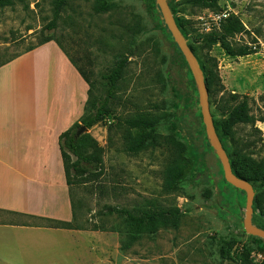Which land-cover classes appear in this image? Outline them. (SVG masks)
Returning <instances> with one entry per match:
<instances>
[{
    "label": "rangeland",
    "instance_id": "374dc122",
    "mask_svg": "<svg viewBox=\"0 0 264 264\" xmlns=\"http://www.w3.org/2000/svg\"><path fill=\"white\" fill-rule=\"evenodd\" d=\"M170 4L204 66L220 138L234 170L254 186L253 222L264 229V173L254 174L264 159V121L258 129L233 123L215 106L228 93L245 94L252 112L264 115V0ZM224 14L237 15L246 28L232 43L255 52L227 53L220 40ZM166 27L155 0H64L59 15L55 0H12L0 8V64L52 36L91 80L92 97L102 99V74L128 59L105 119L85 132L102 148L103 161L71 177L76 223L84 229L79 245L64 241L72 257L62 264H264V239L244 228L246 192L225 179L194 76ZM175 164L185 174L168 190ZM118 209L166 214L137 230Z\"/></svg>",
    "mask_w": 264,
    "mask_h": 264
},
{
    "label": "crops",
    "instance_id": "0c3cea01",
    "mask_svg": "<svg viewBox=\"0 0 264 264\" xmlns=\"http://www.w3.org/2000/svg\"><path fill=\"white\" fill-rule=\"evenodd\" d=\"M89 88L55 39L0 65V264H62L64 241L79 245L80 229L48 219L73 220L60 135L80 122Z\"/></svg>",
    "mask_w": 264,
    "mask_h": 264
},
{
    "label": "trees",
    "instance_id": "16d2710c",
    "mask_svg": "<svg viewBox=\"0 0 264 264\" xmlns=\"http://www.w3.org/2000/svg\"><path fill=\"white\" fill-rule=\"evenodd\" d=\"M199 2L204 3L207 6H211V7L218 5V0H199ZM11 3L12 0H0V8L7 6ZM63 3L64 0H55L57 15H59ZM220 26H221V31H220L221 44L228 54L233 56H245L255 52L253 47L249 45H234L232 43V40L230 39L246 31L244 23L237 15L229 14L227 17L223 18ZM49 27L53 28L54 22H52ZM53 39L54 38L52 36H47L42 41H40L36 46ZM34 47L30 49H33ZM210 60L211 62H213V66H215L216 63H214V59L211 58ZM127 61L128 59L125 57L120 58L111 69H109L107 72L102 74V79L104 80L106 85V94L102 99H95L92 97L91 80H89V78L85 74V71L81 67H79L81 73L83 74V76L85 77V79L87 80L90 86L89 98L85 106V113L82 116L80 122L75 123L72 127L64 131L60 135V147L63 154L65 172L70 189L72 185L71 177L83 176L86 172H88L86 166H89L93 163L101 164L103 161L102 148L98 145L96 140L89 133H83L80 136H77V131L82 125L86 126L87 128H92L95 124L105 119V116L108 111L109 102L115 96L118 87V81L122 77L123 69L127 64ZM201 66L204 71V66L203 65ZM209 96H210V92H209ZM215 106L220 114L229 117L233 123L250 124L255 127L256 122L258 120L264 121V115L258 117L252 112L251 98L250 96L245 94L241 95L238 93H228L227 95L222 96L220 99H217L215 101ZM143 122L145 121H139L138 124H143ZM214 122L216 126L215 119ZM255 128L258 129L257 127ZM216 130L218 132L217 127ZM71 155L75 156L76 159H72ZM235 156L237 158L240 157L238 153H235ZM233 164L234 163L231 162L233 171L238 176L243 177L250 181L249 178H246L241 174H239L238 172H236L234 170ZM185 170L186 169L184 165L181 164L173 165L172 171L168 173L165 187L168 190L175 189L176 184L184 176ZM260 171L264 173V159H262L261 162L257 163L256 168L254 170V174L258 175ZM73 210H74V215L72 221L48 219L50 225L54 227H62V228L84 229L82 226H79V224L76 223L77 216L75 214L74 203H73ZM118 212L120 214H123L127 218L128 222L131 223L134 227H136L137 230H140L142 227H147V226L153 227L155 222L161 217V215L166 214L164 210L144 211L142 214L133 213L128 209H118ZM138 234L139 233H134L133 238L135 239Z\"/></svg>",
    "mask_w": 264,
    "mask_h": 264
},
{
    "label": "water",
    "instance_id": "95a60500",
    "mask_svg": "<svg viewBox=\"0 0 264 264\" xmlns=\"http://www.w3.org/2000/svg\"><path fill=\"white\" fill-rule=\"evenodd\" d=\"M156 3L161 11L162 19L164 20L165 25L172 33V36L174 37L176 43L181 49L183 55L185 56L186 61L188 62V65L194 76V80L196 82L199 92L200 106L202 110L203 120L206 126L207 137L211 146L214 148L216 154L218 155L222 163L225 179L233 186L246 192L247 201L244 228L247 233L264 239V229L257 226L253 222L255 198L254 186L249 180L238 176L233 171L228 152L225 149L220 139V136L216 130L214 117L211 110L209 90L200 61L193 49L190 47L188 39L186 38L176 21V18L170 5V0H156ZM88 130L89 128L82 125L77 131V136H80Z\"/></svg>",
    "mask_w": 264,
    "mask_h": 264
},
{
    "label": "built area",
    "instance_id": "2783aa9c",
    "mask_svg": "<svg viewBox=\"0 0 264 264\" xmlns=\"http://www.w3.org/2000/svg\"><path fill=\"white\" fill-rule=\"evenodd\" d=\"M229 14H224L225 17H227Z\"/></svg>",
    "mask_w": 264,
    "mask_h": 264
}]
</instances>
